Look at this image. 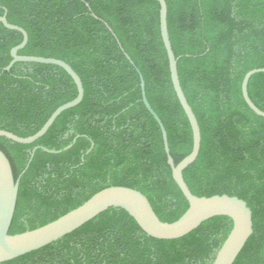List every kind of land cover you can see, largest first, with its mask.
<instances>
[{"label":"trees","instance_id":"obj_1","mask_svg":"<svg viewBox=\"0 0 264 264\" xmlns=\"http://www.w3.org/2000/svg\"><path fill=\"white\" fill-rule=\"evenodd\" d=\"M165 1L178 78L201 136L183 178L197 196L244 200L252 233L232 264H264V117L241 94L244 74L264 67V0ZM4 12L28 35L18 54L65 61L84 90L82 100L34 142L0 136L19 178L8 233L48 223L113 185L139 190L162 221L180 217L188 202L172 178L160 128L141 101L135 68L177 163L191 151L192 131L170 79L157 0H0V16ZM21 40L18 30L0 23V129L25 137L77 88L55 64L18 61L4 70ZM247 91L264 111V72L250 77ZM231 225L227 216H213L182 237L158 239L125 210L110 207L0 264H211Z\"/></svg>","mask_w":264,"mask_h":264},{"label":"water","instance_id":"obj_2","mask_svg":"<svg viewBox=\"0 0 264 264\" xmlns=\"http://www.w3.org/2000/svg\"><path fill=\"white\" fill-rule=\"evenodd\" d=\"M157 2L159 3L160 35L168 58L170 79L192 131L191 151L177 163L174 162L170 154L164 125L146 98L143 77L127 54L126 57L135 66L139 74L141 101L160 128L167 164L171 169L173 180L188 202V207L176 220L172 222L162 221L153 211L147 197L139 190L127 186L113 185L95 192L79 206L48 223L20 233L9 234L8 231L17 200L19 178H14L9 159L0 149V263L14 259L62 238L110 207L122 208L134 219L143 232L158 239L179 238L195 229L208 218L227 216L232 222L231 229L217 249L211 264H232L247 238L252 233V212L244 200L227 194L197 196L190 191L183 178V169L191 164L198 155L201 140L200 129L178 78L177 57L172 49L167 30L166 1L157 0ZM0 23L6 28L18 30L22 34V40L11 48V60L3 68L4 70H9L13 63L18 61L55 64L63 68L70 75L77 88L76 96L72 100L58 106L34 134L22 137L10 131L0 129V136H4L14 142L29 144L41 137L62 111L77 105L82 100L83 85L79 75L72 67L59 58L18 54L17 51L22 49L27 43V32L22 27L9 23L5 12L0 16ZM258 72H264V67L253 68L244 74L241 81V94L248 107L255 114L264 117V111L252 102L247 91L250 77ZM67 147L69 145L65 148ZM42 148L45 151L55 152V150ZM35 149L36 147L31 150L28 162L31 160Z\"/></svg>","mask_w":264,"mask_h":264}]
</instances>
